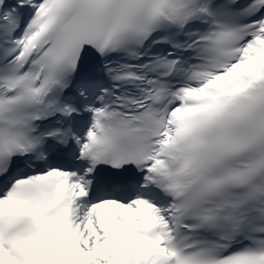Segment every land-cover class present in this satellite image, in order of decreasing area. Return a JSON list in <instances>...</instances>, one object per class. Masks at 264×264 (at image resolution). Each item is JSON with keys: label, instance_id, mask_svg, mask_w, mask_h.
Segmentation results:
<instances>
[{"label": "snow or ice", "instance_id": "snow-or-ice-1", "mask_svg": "<svg viewBox=\"0 0 264 264\" xmlns=\"http://www.w3.org/2000/svg\"><path fill=\"white\" fill-rule=\"evenodd\" d=\"M0 264H264V0H0Z\"/></svg>", "mask_w": 264, "mask_h": 264}]
</instances>
